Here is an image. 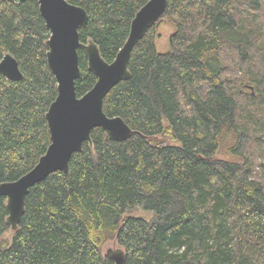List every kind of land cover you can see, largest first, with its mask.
I'll return each instance as SVG.
<instances>
[{"label": "trees", "instance_id": "trees-1", "mask_svg": "<svg viewBox=\"0 0 264 264\" xmlns=\"http://www.w3.org/2000/svg\"><path fill=\"white\" fill-rule=\"evenodd\" d=\"M67 1L87 12L80 40L111 62L147 0ZM162 19L175 27L167 51L154 24L132 49L131 77L103 100L136 132L114 141L93 128V147L83 142L68 171L29 188L14 232L0 196V264H112L102 247L115 237L125 264H264V180L248 155L264 138L240 101L249 80L264 103V0H168ZM48 37L36 0H0V59L10 53L23 74L0 75V183L30 170L50 143ZM78 55L82 96L96 75ZM222 141L240 161L216 156Z\"/></svg>", "mask_w": 264, "mask_h": 264}, {"label": "water", "instance_id": "water-1", "mask_svg": "<svg viewBox=\"0 0 264 264\" xmlns=\"http://www.w3.org/2000/svg\"><path fill=\"white\" fill-rule=\"evenodd\" d=\"M6 1L21 3L25 0ZM36 1L49 30L44 44L47 65L57 83V94L45 113L50 133L46 151L19 178L0 183V196L5 197L8 212L5 222L10 232L18 228L29 188L54 171H68L72 154L82 150L83 142L93 147L90 135L93 128H102L114 141L126 140L136 132L120 116H108L103 110V100L113 86L131 77L129 59L132 49L159 22L168 0H147L135 12L127 38L111 62L103 58L92 39L80 40L79 29L88 21L83 7L67 0ZM78 49L87 57L88 70L96 75L94 85L82 96H77L75 90V81L80 75ZM0 75L10 80H19L23 76L17 60L10 53H4L0 59ZM113 241L116 243V237ZM104 254L112 264H125V251L119 245Z\"/></svg>", "mask_w": 264, "mask_h": 264}, {"label": "rangeland", "instance_id": "rangeland-1", "mask_svg": "<svg viewBox=\"0 0 264 264\" xmlns=\"http://www.w3.org/2000/svg\"><path fill=\"white\" fill-rule=\"evenodd\" d=\"M174 25L169 22L168 19H162L156 23L155 30V40L158 51L163 52L167 51L169 48V36L174 31ZM263 30V29H262ZM261 42L263 38L261 37ZM241 70V69H240ZM239 77L245 75L243 71H237ZM264 77V76H263ZM240 101L244 103L243 110L246 111V121L250 127V132L252 135H257L264 138V103L260 99V95L254 87V83L249 80L242 83ZM261 94L264 95V80H263V90ZM229 143L227 141H222L220 143L219 149L216 153L217 157L225 158L233 161H240L239 156L229 154L227 152V147ZM252 154V155H251ZM251 155V161L253 162L254 177L263 181L264 180V141L259 143H253L252 149L248 154ZM131 214L144 216L145 218H150V212H145L140 208L134 209ZM3 238H9V233H5ZM114 238L108 239L102 247L103 253L112 252L118 247L117 242L113 241Z\"/></svg>", "mask_w": 264, "mask_h": 264}]
</instances>
